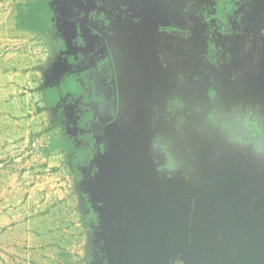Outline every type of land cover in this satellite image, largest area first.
<instances>
[{
  "label": "flooded vegetation",
  "instance_id": "obj_1",
  "mask_svg": "<svg viewBox=\"0 0 264 264\" xmlns=\"http://www.w3.org/2000/svg\"><path fill=\"white\" fill-rule=\"evenodd\" d=\"M47 2L62 73L48 89L65 96L59 123L78 163L91 165L133 117L147 120L149 155L168 178L190 177L187 133L262 145L264 0Z\"/></svg>",
  "mask_w": 264,
  "mask_h": 264
},
{
  "label": "rangeland",
  "instance_id": "obj_2",
  "mask_svg": "<svg viewBox=\"0 0 264 264\" xmlns=\"http://www.w3.org/2000/svg\"><path fill=\"white\" fill-rule=\"evenodd\" d=\"M10 1L0 11V264H113L116 225L103 189L112 194L111 145L85 166L64 138V159L48 161L43 149L58 119L38 106L39 87L56 75L55 44L48 33L20 28L18 11L33 0Z\"/></svg>",
  "mask_w": 264,
  "mask_h": 264
},
{
  "label": "water",
  "instance_id": "obj_3",
  "mask_svg": "<svg viewBox=\"0 0 264 264\" xmlns=\"http://www.w3.org/2000/svg\"><path fill=\"white\" fill-rule=\"evenodd\" d=\"M136 134L113 142L106 162L112 263L264 264V136L254 152L230 145L220 155L217 137L187 133L200 178L180 186L151 160V135Z\"/></svg>",
  "mask_w": 264,
  "mask_h": 264
},
{
  "label": "crops",
  "instance_id": "obj_4",
  "mask_svg": "<svg viewBox=\"0 0 264 264\" xmlns=\"http://www.w3.org/2000/svg\"><path fill=\"white\" fill-rule=\"evenodd\" d=\"M12 4V2L10 0H0V11L3 12L5 11L6 9V6H8L10 3ZM1 14V13H0ZM0 19H3V17L1 16ZM62 73H58L56 74L58 77L59 75L61 76ZM55 75V77L57 78V76ZM60 86V83H47V84H44L43 87H39V90H40V103L38 104V106H42V108L44 110H48L50 109L51 111L54 110L55 111V115L58 119V121L56 122L57 124H55V126L53 127V130L55 131V133L50 137V147L48 146L46 149H43V151H47L45 152L46 153V158H48V161L49 159H51V157H54V158H60L63 157L64 159V150L61 148V143L64 142V138L67 139L68 137H66L65 135V130L63 129V127L60 125V117H62V115H64V107L62 106V102L65 100V96H62L60 98V100L54 104V105H51V106H47L45 103H44V97H43V92L48 89L49 87H57L59 88ZM4 92V91H3ZM61 129L62 132H58V130ZM115 129V127H114ZM122 130H113V133H115L117 135V137H110V145L117 141V142H122L124 140V138L122 137L123 134L125 133H138L136 135L137 139L140 138V136L142 135V138H145L143 134H146V137H147V134H150L151 135V143H150V147H149V150L151 148V144H152V132L151 130L149 129V124H147V120H145L143 123H140V119H137V117H133L131 118V123L130 125L126 126V124L124 126H122L121 128ZM117 131V132H116ZM194 137L196 138H199L201 139V136H199V134L197 132L193 133ZM190 138H192L191 136H189ZM186 134L184 136V141L182 142V150L181 151V154L182 156H180V159L182 160V163H183V166L185 168L184 171H180L181 173L180 174H186V175H189V179L188 180H185V179H178V178H175L174 180H178V181H181V185L182 186V183L184 184V182H187V181H195V180H199V175L198 174H195L194 173V168H193V165L190 161L191 159V153L190 151L187 149V141H186ZM199 143V141H195V145ZM59 145L58 147H54V149H52V151L48 152V150L51 148L52 145ZM190 144V143H189ZM241 148V147H239ZM246 148H249L253 151V149L251 147H245V148H241L242 150L246 149ZM57 149V150H55ZM223 149L222 151L225 152V154L229 155L230 154V146H227L225 148H221ZM151 158V157H150ZM152 160V159H151ZM47 161V160H45ZM166 176V175H165ZM167 177V176H166ZM168 178V177H167ZM168 179H171V178H168ZM72 180H74V177H72ZM89 207V206H88ZM77 212L81 213L82 215H85V214H91L90 212V209H84L83 206L79 205L78 207H75ZM86 219H89V215L88 217H85L83 216V221L81 222L83 227L85 228L88 227V223L85 221Z\"/></svg>",
  "mask_w": 264,
  "mask_h": 264
},
{
  "label": "trees",
  "instance_id": "obj_5",
  "mask_svg": "<svg viewBox=\"0 0 264 264\" xmlns=\"http://www.w3.org/2000/svg\"><path fill=\"white\" fill-rule=\"evenodd\" d=\"M18 21L21 29L31 30L41 36L46 35L51 26V12L47 0H33L20 7ZM43 97L47 106L56 104L60 98L54 89L45 90ZM56 146L53 144L48 152Z\"/></svg>",
  "mask_w": 264,
  "mask_h": 264
}]
</instances>
